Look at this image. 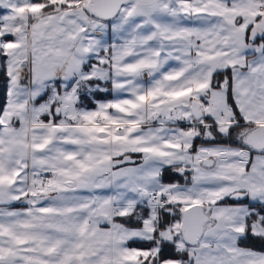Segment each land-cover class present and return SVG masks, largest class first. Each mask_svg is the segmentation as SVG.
Here are the masks:
<instances>
[{"label": "snow or ice", "instance_id": "6c2138e0", "mask_svg": "<svg viewBox=\"0 0 264 264\" xmlns=\"http://www.w3.org/2000/svg\"><path fill=\"white\" fill-rule=\"evenodd\" d=\"M0 75V264H264V0H0Z\"/></svg>", "mask_w": 264, "mask_h": 264}, {"label": "trees", "instance_id": "16d2710c", "mask_svg": "<svg viewBox=\"0 0 264 264\" xmlns=\"http://www.w3.org/2000/svg\"><path fill=\"white\" fill-rule=\"evenodd\" d=\"M3 77L2 75H0V104H2L3 102V98H4V87H3ZM108 96H110V94H107L106 93H101L99 96H96L95 99L98 100V99H105V98H108ZM86 103H88V106L89 107H93L92 105V102L90 101H87ZM166 180H172V179H175V180H179L180 178L179 177H173V174L171 172H168L166 174ZM183 182V181H181ZM248 246L250 247H255L256 249H260V250H264V249H261L259 244H255V245H252V244H249Z\"/></svg>", "mask_w": 264, "mask_h": 264}, {"label": "crops", "instance_id": "0c3cea01", "mask_svg": "<svg viewBox=\"0 0 264 264\" xmlns=\"http://www.w3.org/2000/svg\"><path fill=\"white\" fill-rule=\"evenodd\" d=\"M112 98V96L110 95V96H108V98H105V99H98V100H107V99H111ZM256 250H260V249H256Z\"/></svg>", "mask_w": 264, "mask_h": 264}, {"label": "rangeland", "instance_id": "374dc122", "mask_svg": "<svg viewBox=\"0 0 264 264\" xmlns=\"http://www.w3.org/2000/svg\"><path fill=\"white\" fill-rule=\"evenodd\" d=\"M100 95V94H99ZM99 95H97V96H99ZM106 95H107V93H106ZM90 102H92V105L94 106V102L93 101H90Z\"/></svg>", "mask_w": 264, "mask_h": 264}]
</instances>
